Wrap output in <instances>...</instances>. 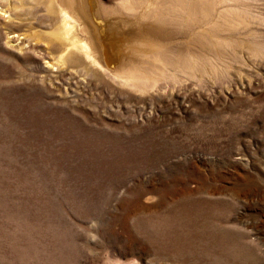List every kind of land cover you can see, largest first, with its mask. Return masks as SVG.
Instances as JSON below:
<instances>
[{"label": "rangeland", "instance_id": "1", "mask_svg": "<svg viewBox=\"0 0 264 264\" xmlns=\"http://www.w3.org/2000/svg\"><path fill=\"white\" fill-rule=\"evenodd\" d=\"M197 1L122 82L47 0H0V264H264V0ZM119 18L112 68L140 49Z\"/></svg>", "mask_w": 264, "mask_h": 264}, {"label": "bare ground", "instance_id": "2", "mask_svg": "<svg viewBox=\"0 0 264 264\" xmlns=\"http://www.w3.org/2000/svg\"><path fill=\"white\" fill-rule=\"evenodd\" d=\"M167 1L170 3H167ZM182 1L184 0H47L48 9L55 10L61 19V24L54 28L52 33L54 34V38L60 41L63 47L62 51L82 53L91 64L114 78L122 80V82H127V80L131 82L130 79L134 78L130 75H133L137 71L138 66L142 64L143 60L138 57L139 55L154 60L155 58L162 59L164 54L167 53V50L172 48L168 47L169 44L173 43V40L170 41L171 39L167 37L166 16L170 12L166 11V9L170 6L174 12L182 9L192 14L194 10L192 7L200 5V3L198 4L200 1L191 0L187 6H183ZM117 17H120L119 19L128 17L140 21L136 24L140 35L133 39L139 45L140 49L136 51L134 57H128V55L122 56L121 66L119 68H112L111 56L107 51L108 44L104 41L105 37L102 33V25L98 19H110L113 22H117ZM159 62L160 60L157 63ZM165 62L163 61V63ZM144 67H146V64ZM144 67L142 68L145 69ZM147 67L149 66L147 65ZM152 68L154 69V66ZM151 70L149 71L151 72ZM152 72L154 71L152 70ZM144 74L141 73V76L143 75L142 77H145ZM146 74L148 73L146 72ZM136 75L134 74L135 78ZM148 79L150 78L148 77ZM136 87H138L137 82L134 89ZM141 90L143 89L141 88Z\"/></svg>", "mask_w": 264, "mask_h": 264}]
</instances>
